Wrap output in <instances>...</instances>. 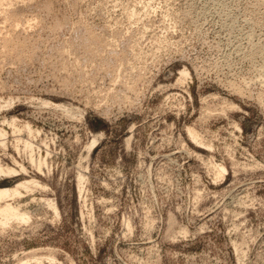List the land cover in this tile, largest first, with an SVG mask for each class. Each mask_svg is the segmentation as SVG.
<instances>
[{"label": "rangeland", "instance_id": "obj_1", "mask_svg": "<svg viewBox=\"0 0 264 264\" xmlns=\"http://www.w3.org/2000/svg\"><path fill=\"white\" fill-rule=\"evenodd\" d=\"M0 128V264H264V0H0Z\"/></svg>", "mask_w": 264, "mask_h": 264}, {"label": "bare ground", "instance_id": "obj_2", "mask_svg": "<svg viewBox=\"0 0 264 264\" xmlns=\"http://www.w3.org/2000/svg\"><path fill=\"white\" fill-rule=\"evenodd\" d=\"M8 39V38H7ZM11 41V39L9 38ZM7 40H5L6 42ZM7 41L6 43H8ZM89 46V45H88ZM14 124V123H13ZM190 134L192 137L197 139V134L194 131H190ZM5 136L6 133L4 130L0 128V142L2 145H5ZM222 172H224V169H221ZM16 171L12 168L5 167L0 163V177L4 175H10L15 173ZM82 179V178H81ZM38 184L35 181L32 182H26L18 185L17 187L14 188H4L0 189V225L6 226L8 225L11 221L16 220L20 222H27L28 219L26 218L25 214L21 213L19 208L12 203H10L8 200L19 197L21 195V188L25 189H30L31 185Z\"/></svg>", "mask_w": 264, "mask_h": 264}]
</instances>
